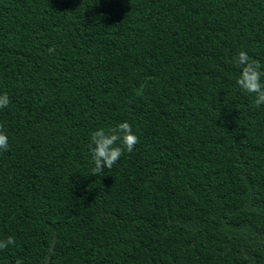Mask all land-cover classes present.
Masks as SVG:
<instances>
[{"label":"trees","instance_id":"trees-1","mask_svg":"<svg viewBox=\"0 0 264 264\" xmlns=\"http://www.w3.org/2000/svg\"><path fill=\"white\" fill-rule=\"evenodd\" d=\"M240 50L264 70V0H0V264H264ZM125 121L139 143L91 175Z\"/></svg>","mask_w":264,"mask_h":264},{"label":"clouds","instance_id":"clouds-1","mask_svg":"<svg viewBox=\"0 0 264 264\" xmlns=\"http://www.w3.org/2000/svg\"><path fill=\"white\" fill-rule=\"evenodd\" d=\"M50 48L49 52H53ZM235 66L240 70L236 78L239 88L248 94H253V103L256 108L264 105V70L261 62L251 58L244 50H240L232 58ZM10 104V97L7 92L0 93V109L7 108ZM139 143L138 136L133 132L128 122H119L115 127L107 130L103 127L91 133L88 145L91 160L94 165L91 175H99L104 169H111L121 158L125 151L131 153ZM8 135L4 126L0 124V151H8ZM15 244L12 236L0 239V250ZM16 264H22L20 260Z\"/></svg>","mask_w":264,"mask_h":264}]
</instances>
